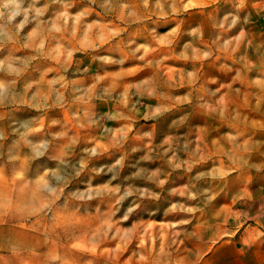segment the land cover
<instances>
[{
  "label": "rangeland",
  "instance_id": "374dc122",
  "mask_svg": "<svg viewBox=\"0 0 264 264\" xmlns=\"http://www.w3.org/2000/svg\"><path fill=\"white\" fill-rule=\"evenodd\" d=\"M1 237L262 264L264 0H0Z\"/></svg>",
  "mask_w": 264,
  "mask_h": 264
},
{
  "label": "crops",
  "instance_id": "0c3cea01",
  "mask_svg": "<svg viewBox=\"0 0 264 264\" xmlns=\"http://www.w3.org/2000/svg\"><path fill=\"white\" fill-rule=\"evenodd\" d=\"M35 238V237H34ZM36 240V239H35ZM46 243V242H45ZM19 244L15 242L5 241L2 237L0 238V264H28L30 261V264H37L36 258L32 255V251L29 250V248H36L38 245L34 242L32 246L25 248L18 246ZM42 247V246H39ZM25 249V251H20L23 254L21 256H24V260L21 259V257L16 256L17 249ZM7 250V252H5ZM264 259V257H263ZM29 261V262H28ZM28 262V263H27ZM42 264V263H41ZM43 264H50L47 263V259ZM100 264H117L114 260H111L110 258H101ZM163 264V263H160ZM262 264H264V261H262Z\"/></svg>",
  "mask_w": 264,
  "mask_h": 264
}]
</instances>
